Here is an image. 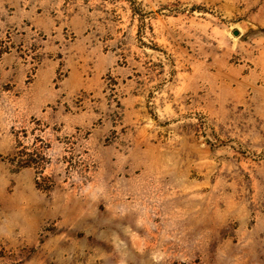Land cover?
<instances>
[{
  "label": "rangeland",
  "instance_id": "1",
  "mask_svg": "<svg viewBox=\"0 0 264 264\" xmlns=\"http://www.w3.org/2000/svg\"><path fill=\"white\" fill-rule=\"evenodd\" d=\"M0 264H264V0H0Z\"/></svg>",
  "mask_w": 264,
  "mask_h": 264
},
{
  "label": "water",
  "instance_id": "2",
  "mask_svg": "<svg viewBox=\"0 0 264 264\" xmlns=\"http://www.w3.org/2000/svg\"><path fill=\"white\" fill-rule=\"evenodd\" d=\"M234 34L238 36V35H239V32H238V31H236Z\"/></svg>",
  "mask_w": 264,
  "mask_h": 264
}]
</instances>
